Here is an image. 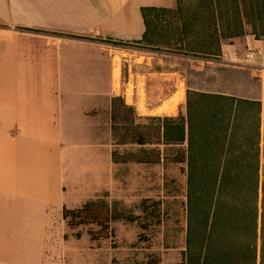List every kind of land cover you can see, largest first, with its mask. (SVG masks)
Returning <instances> with one entry per match:
<instances>
[{
	"label": "crops",
	"instance_id": "0c3cea01",
	"mask_svg": "<svg viewBox=\"0 0 264 264\" xmlns=\"http://www.w3.org/2000/svg\"><path fill=\"white\" fill-rule=\"evenodd\" d=\"M174 6L175 0H0V264H44L63 209L107 193L108 145L96 142L95 119L85 111H107L109 78L103 87L77 75L102 67L109 75L106 41L140 40L141 8ZM256 48L264 49V40L253 36L222 45L214 62L231 69L221 81L230 91L198 92L230 97L232 115L253 117L260 172L264 82L233 65ZM92 88L99 101L83 105L78 89Z\"/></svg>",
	"mask_w": 264,
	"mask_h": 264
},
{
	"label": "rangeland",
	"instance_id": "374dc122",
	"mask_svg": "<svg viewBox=\"0 0 264 264\" xmlns=\"http://www.w3.org/2000/svg\"><path fill=\"white\" fill-rule=\"evenodd\" d=\"M186 3L193 4L194 0H186ZM151 21L150 37L159 42L142 48L106 41L109 75L105 67L99 68V72L94 69L92 73L77 75L78 78L92 77L103 87L109 78L107 111L104 106H94L86 109L85 114L95 119L96 142L108 145L109 187L103 198L94 202L106 203L120 217L108 222L105 237L97 225L70 228L66 221L60 222L53 247L45 251L44 264H197L196 245H193L191 263L183 256L188 221L187 165L178 163L175 157L178 149L186 150L187 145L180 148L157 141L153 134L157 121L153 118L185 117L188 90L229 92V85L221 81L230 75L231 69L214 60L180 52L175 42L179 23L173 16H152ZM169 40L170 45L166 44ZM254 80L258 81L257 77ZM95 90L78 89L79 93H85L81 98L83 105L90 106L99 101L93 94ZM112 97H118L132 107L134 125L112 130ZM176 99L180 101L172 108ZM165 107L172 109L163 113ZM237 124L248 133L254 132L252 116L249 120L240 117ZM136 133H141L146 140L144 145L130 141L120 143L123 138ZM152 150L159 153L158 164L134 160L142 152ZM112 153L117 155L118 163L112 162ZM232 163L238 164L236 161ZM258 181L260 201L264 165Z\"/></svg>",
	"mask_w": 264,
	"mask_h": 264
},
{
	"label": "trees",
	"instance_id": "16d2710c",
	"mask_svg": "<svg viewBox=\"0 0 264 264\" xmlns=\"http://www.w3.org/2000/svg\"><path fill=\"white\" fill-rule=\"evenodd\" d=\"M165 15L178 21L175 42L185 55L217 60L222 45L244 44L246 36L264 40V0H194L193 4L175 0L174 9L141 8L145 30L140 40L112 43L153 46L159 41L150 37L151 17ZM166 44L170 45V40ZM185 98V117L153 118L157 121L153 129L157 141L180 148L187 145L186 150L178 149L175 157L187 165L188 221L183 256L191 263L196 245L197 264H264V181L259 201L258 129L248 133L239 127L230 97L188 90ZM110 110L112 130L134 125L133 109L123 100L112 98ZM126 141L140 146L146 142L141 133L120 143ZM111 160L119 162L115 153ZM134 160L158 164L160 157L152 150ZM119 217L104 202H87L79 209L62 211L70 228L94 224L100 227L102 237L108 222Z\"/></svg>",
	"mask_w": 264,
	"mask_h": 264
},
{
	"label": "built area",
	"instance_id": "2783aa9c",
	"mask_svg": "<svg viewBox=\"0 0 264 264\" xmlns=\"http://www.w3.org/2000/svg\"><path fill=\"white\" fill-rule=\"evenodd\" d=\"M233 65L247 67L255 71L258 81L264 82V49H247L240 58L233 60Z\"/></svg>",
	"mask_w": 264,
	"mask_h": 264
},
{
	"label": "bare ground",
	"instance_id": "6f19581e",
	"mask_svg": "<svg viewBox=\"0 0 264 264\" xmlns=\"http://www.w3.org/2000/svg\"><path fill=\"white\" fill-rule=\"evenodd\" d=\"M116 81V80H115ZM177 101H180L179 99H176L175 101H174V106L172 107V108H175L176 107V103H177ZM180 104V103H179ZM172 108H170V109H172ZM170 109H168V107H165L164 109H163V113L164 112H168Z\"/></svg>",
	"mask_w": 264,
	"mask_h": 264
}]
</instances>
